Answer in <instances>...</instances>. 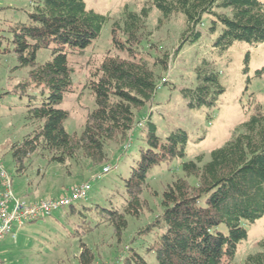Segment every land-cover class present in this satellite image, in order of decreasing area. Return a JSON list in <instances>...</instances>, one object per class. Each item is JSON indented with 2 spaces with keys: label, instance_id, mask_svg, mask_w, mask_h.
Returning <instances> with one entry per match:
<instances>
[{
  "label": "trees",
  "instance_id": "trees-1",
  "mask_svg": "<svg viewBox=\"0 0 264 264\" xmlns=\"http://www.w3.org/2000/svg\"><path fill=\"white\" fill-rule=\"evenodd\" d=\"M30 1L25 20H7L0 25V56H13L17 69H29L16 88L29 98L25 123L31 130L10 145L21 175L34 155L48 156L51 163L65 166L81 155L100 164L107 159L110 142L129 139L137 127V112L152 103L160 82L169 83L167 79L162 82L155 71L158 66L167 70L168 60L156 62L140 50L153 8L166 20L185 16L187 28L175 54L185 44L200 41L199 27L205 17L208 31L217 35L212 46L216 56H223L236 42L264 44V2L260 0H147L140 11L125 5L117 19L88 8L85 0ZM110 22L116 53L108 51L92 72L87 88L95 107L87 115L82 133L71 135L65 126L71 113L61 108L66 95L74 92L70 56H84ZM41 50L51 51V58L44 63L37 60ZM245 61L248 64L249 55ZM263 74L264 69L257 71L258 77ZM196 77L195 87L181 88L187 106L214 107L226 90L213 63L204 59L196 68ZM256 108L231 140L211 152L208 162L198 155L196 161L181 164L185 177L167 185L161 212L137 233L123 264H150L146 259L150 254L156 259L152 264L234 263L239 245L248 238L245 225L264 217V110ZM140 127L143 145L129 175L123 178V186L106 205L83 206L86 212L95 210L99 219L93 227L84 225V233L108 223L120 236L128 229L129 218L143 215L142 196L150 190L155 168L186 158L187 131L179 128L161 137L152 115ZM70 212H78L76 205ZM259 247L244 264H264V239ZM78 260L96 264L93 250L82 241Z\"/></svg>",
  "mask_w": 264,
  "mask_h": 264
},
{
  "label": "rangeland",
  "instance_id": "rangeland-1",
  "mask_svg": "<svg viewBox=\"0 0 264 264\" xmlns=\"http://www.w3.org/2000/svg\"><path fill=\"white\" fill-rule=\"evenodd\" d=\"M85 1L88 8L117 19L125 5L140 11L147 0ZM30 8V0H0V25L7 20H25L26 11ZM208 21L205 17L199 27L202 32L200 41L185 44L175 54L187 28L185 16L178 14L166 20L159 10L152 9L140 50L156 62L162 58L168 60L167 70L158 66L155 71L162 77V82L167 79L169 83H159L161 87L152 103L137 112V127L129 139L110 142L107 159L100 164L81 155L77 161L70 160L65 166L51 163L48 156L34 155L27 163L25 173L21 175L16 171L10 145L31 130L25 123L29 98L22 96L16 86L27 77L29 69H17L13 56H0V162L13 178L16 195L20 197L28 193L27 197L20 198L34 203L67 196L73 188L85 183L92 185L88 197L76 205L77 213H71L68 208L51 217L15 227L16 239L9 235L0 243L4 264H80L81 241L93 250L96 264H123L122 260L137 233L161 212V196L167 185L185 177L181 164L196 161L198 155L204 156V163L208 162L211 152L231 140L237 127L256 112L257 106L264 110V74L257 76V71L264 69V44L236 42L223 56H216L212 46L217 35L208 31ZM108 51L116 53L111 40V22L84 56H70V64L75 71L74 92L66 95L61 108L71 113L65 125L71 135L82 133L87 115L95 107L87 83ZM50 58L49 50H41L37 56L40 63ZM204 59L213 63L226 92L212 108L190 109L181 95V88L197 85L196 68ZM150 115L161 137L179 128L187 131L186 158L155 168L149 179L150 190L142 196L145 200L143 215L140 219L129 218V227L120 236L108 223H101L91 233H84V225L93 227L99 219L95 210L86 212L82 210L83 206H104L115 190L123 186V178L129 175L138 148L143 145L140 126ZM106 166L111 168L108 173L103 170ZM189 181L194 182L192 178ZM245 226L248 238L239 245L233 264H244L249 254L260 251L259 242L264 239V217ZM146 259L150 264L156 262L154 254L146 256Z\"/></svg>",
  "mask_w": 264,
  "mask_h": 264
},
{
  "label": "built area",
  "instance_id": "built-area-1",
  "mask_svg": "<svg viewBox=\"0 0 264 264\" xmlns=\"http://www.w3.org/2000/svg\"><path fill=\"white\" fill-rule=\"evenodd\" d=\"M103 170L108 173L111 168L106 166ZM12 179L0 162V243L9 235L16 239L15 227H23L77 205L88 197L92 189L91 183H85L73 188L67 196L32 203L16 195ZM0 264H4L1 256Z\"/></svg>",
  "mask_w": 264,
  "mask_h": 264
},
{
  "label": "crops",
  "instance_id": "crops-1",
  "mask_svg": "<svg viewBox=\"0 0 264 264\" xmlns=\"http://www.w3.org/2000/svg\"><path fill=\"white\" fill-rule=\"evenodd\" d=\"M27 195H28V193H26L25 195H23V196H26L27 197ZM23 196H20V197H23ZM25 197V198H26ZM43 199H45V198H43ZM39 200V199H38ZM40 200H42V198H40ZM31 201H34V200H31ZM35 201H37V199H35Z\"/></svg>",
  "mask_w": 264,
  "mask_h": 264
}]
</instances>
